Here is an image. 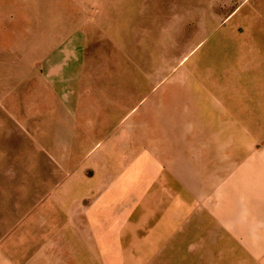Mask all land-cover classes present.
<instances>
[{"label": "rangeland", "instance_id": "1", "mask_svg": "<svg viewBox=\"0 0 264 264\" xmlns=\"http://www.w3.org/2000/svg\"><path fill=\"white\" fill-rule=\"evenodd\" d=\"M257 3L0 0L8 63L21 51L25 67L76 66L88 87L134 88V110L107 122L40 118L33 154L21 157L17 175L7 169V180H51L23 186V197L81 194L82 181H115V194L149 214L150 244L166 264L236 260L223 220L226 211L240 215L234 180L248 202L262 197L264 212V10ZM89 96L83 104L92 105ZM7 221L0 255L15 262L21 227L18 235L14 217Z\"/></svg>", "mask_w": 264, "mask_h": 264}, {"label": "crops", "instance_id": "2", "mask_svg": "<svg viewBox=\"0 0 264 264\" xmlns=\"http://www.w3.org/2000/svg\"><path fill=\"white\" fill-rule=\"evenodd\" d=\"M257 5L264 10V0ZM23 58L21 51L14 52L8 63L7 52H0V236L7 235L11 216L18 235L21 229L16 246L20 258L10 262L0 255V264H166L150 244L149 214L135 210L133 198L115 194V181H82L81 194L23 197V186L37 188L51 180H7V169L17 175L23 169L21 157L33 154V139L43 132L40 118L107 122L131 107L134 110L132 84L107 81L88 87L86 77L80 82L76 66L40 70L37 55L30 57L36 66L25 67ZM74 59L79 63L80 51ZM89 94L92 105L83 104ZM233 183L240 215L231 217L229 211L223 215L224 226L235 240L230 250L237 255L229 264H264L262 197L248 202L242 182ZM9 184L13 187L4 188ZM256 191L261 195V182ZM10 192L15 196H7Z\"/></svg>", "mask_w": 264, "mask_h": 264}]
</instances>
